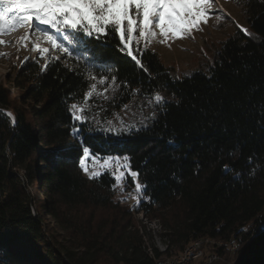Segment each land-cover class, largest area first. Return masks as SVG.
<instances>
[{
	"label": "trees",
	"instance_id": "obj_1",
	"mask_svg": "<svg viewBox=\"0 0 264 264\" xmlns=\"http://www.w3.org/2000/svg\"><path fill=\"white\" fill-rule=\"evenodd\" d=\"M240 1L250 35L237 31L205 71L189 77H175L149 48L141 51L142 69L119 50L118 37L92 41L97 80L115 77L120 88L114 111L137 96L167 98L139 131L101 134L91 124L82 139L73 134L68 106L83 103L93 82L89 53L79 61L63 54L25 61L9 82L16 96L0 82V264H155L200 239L241 236L236 264H264V230L243 231L264 224V0ZM83 146L128 155L150 200L122 207L109 175L91 180L79 168ZM34 185L54 220L67 215L68 242L45 237L28 192ZM134 214L159 221L165 253Z\"/></svg>",
	"mask_w": 264,
	"mask_h": 264
},
{
	"label": "snow or ice",
	"instance_id": "obj_2",
	"mask_svg": "<svg viewBox=\"0 0 264 264\" xmlns=\"http://www.w3.org/2000/svg\"><path fill=\"white\" fill-rule=\"evenodd\" d=\"M215 7L216 0H0V36L20 29L30 30V34L18 41V46H25L30 35L34 36L32 50L40 53L41 59L59 61V55L52 56L50 51L77 61L85 59L84 53L90 54L91 58L85 62V72L93 82L88 86L83 103L73 102L68 106L74 122L73 134L82 139L83 132L91 124L99 123L86 114L90 111L89 99L94 94L102 95L96 92L94 66L99 57L98 49L91 47L93 40L118 37L119 50L143 69L139 58L142 56L141 46L147 49L157 40L165 43L190 37L194 31H202V26L207 25L215 15L212 11ZM242 31L250 35L247 29ZM4 43L0 40V44ZM42 44L48 47H42ZM107 83L106 76L99 78V84ZM115 84L116 78L112 77L111 85ZM154 99L157 105L167 106L159 94ZM8 115L11 116L10 113ZM106 123L107 127L102 128L101 134L120 136L125 131L141 130L135 125L124 126L122 120L120 128L111 121ZM76 125H83V128ZM79 168L91 180L109 175L114 181L113 190L119 186L122 194L126 181L130 179L134 183L138 202L147 192L146 185L139 179L141 173L132 169L128 155L101 154L83 146Z\"/></svg>",
	"mask_w": 264,
	"mask_h": 264
},
{
	"label": "rangeland",
	"instance_id": "obj_3",
	"mask_svg": "<svg viewBox=\"0 0 264 264\" xmlns=\"http://www.w3.org/2000/svg\"><path fill=\"white\" fill-rule=\"evenodd\" d=\"M214 16L209 19L207 25L202 26V31H194L190 37L184 39H174L168 42L161 43L159 40L153 42L148 48L157 53L164 65L172 70L175 77H189L195 71H205L207 63L214 57L215 52L220 45L229 37L233 36L237 31L248 29V20L246 10L240 0H216V7L212 10ZM26 34H30L28 29H20L10 35L0 36V40L5 43L0 44V82L4 83L10 89L11 95L16 96L17 90L15 86L10 85L12 80L21 65L29 59L40 58V53L32 50V43L35 37L30 35V40L25 46H18V41ZM42 47H48L47 44H42ZM144 48L141 46V51ZM61 53H53L55 56ZM97 83V93L89 99L90 111L86 113L90 118L99 121L98 124H93L97 129L107 127V121H111L115 127H121V120L124 126L135 125L137 128L147 127L156 117L157 105L154 97H134L133 100L123 107L120 111H114L115 99L119 94L120 88L116 83L111 85V80L105 85ZM107 88V91L105 89ZM164 101L167 99L163 94H160ZM107 97V98H105ZM12 116V114H11ZM154 117V118H153ZM127 132V131H125ZM85 174V173H84ZM21 175H23L21 173ZM86 175V174H85ZM87 176V175H86ZM130 179L126 181L124 189L131 188ZM134 186V183H133ZM117 193L121 192V188L116 186ZM28 192L34 199L33 210L35 214L41 213L44 219V235L49 243L56 245L58 243H65L69 241L68 234L61 230V225L65 223L67 217L61 218L60 222L54 220L48 214L46 209V200L43 199L44 192H42L40 185L30 186ZM131 209V205H121ZM102 211H98L101 214ZM138 226L143 228L146 226L148 231L151 230V237L154 239V244L159 250L164 247L161 240L163 229L157 220H147L141 214H134ZM256 229V230H254ZM258 227H251L250 225L244 228V234L259 232ZM224 246H211L208 248L207 254L217 256L216 261L211 264H236L239 251L245 246L244 237H237L230 243L221 242ZM218 248H224V254L220 255L216 252ZM218 260V261H217ZM196 264H204L203 261Z\"/></svg>",
	"mask_w": 264,
	"mask_h": 264
},
{
	"label": "bare ground",
	"instance_id": "obj_4",
	"mask_svg": "<svg viewBox=\"0 0 264 264\" xmlns=\"http://www.w3.org/2000/svg\"><path fill=\"white\" fill-rule=\"evenodd\" d=\"M13 117V116H11ZM13 119V118H12ZM123 197V194L121 195L120 198ZM134 198H135V188H133L132 191L125 192V198L120 199V204L121 205H133L134 204ZM150 198L147 199L146 202H148ZM142 215V214H141ZM143 216V215H142ZM222 241H218L215 239H200L195 242H191L183 248V252H179L178 254H173L161 259L155 260V264H179V261H182V259H185V252H190V249L194 248V244L200 243L199 250L197 251V255L195 256L194 259V264L196 262L200 263L203 261L204 264H211L212 262L216 261L217 256L207 254L208 248L211 246H224ZM157 248V247H156ZM159 250V248H157ZM168 249V245L164 244V247L159 250L161 253H165ZM151 255H153L152 250H149ZM218 261V260H217Z\"/></svg>",
	"mask_w": 264,
	"mask_h": 264
},
{
	"label": "built area",
	"instance_id": "obj_5",
	"mask_svg": "<svg viewBox=\"0 0 264 264\" xmlns=\"http://www.w3.org/2000/svg\"><path fill=\"white\" fill-rule=\"evenodd\" d=\"M125 191H126V189H124L123 197L120 199L125 198ZM148 198H150V197L148 196V194L146 192V194L141 197L139 202H146ZM139 202L137 201L136 198H134V204H138ZM259 228H260L259 232L263 231L264 230V224L260 225ZM199 247H200V243L194 244V248L190 249V252H185V259H182V261H179V264H194V259H195V256L197 255V251L199 250Z\"/></svg>",
	"mask_w": 264,
	"mask_h": 264
},
{
	"label": "water",
	"instance_id": "obj_6",
	"mask_svg": "<svg viewBox=\"0 0 264 264\" xmlns=\"http://www.w3.org/2000/svg\"><path fill=\"white\" fill-rule=\"evenodd\" d=\"M11 117V116H10ZM11 118H13V117H11Z\"/></svg>",
	"mask_w": 264,
	"mask_h": 264
}]
</instances>
